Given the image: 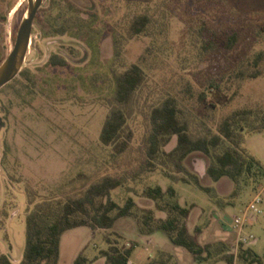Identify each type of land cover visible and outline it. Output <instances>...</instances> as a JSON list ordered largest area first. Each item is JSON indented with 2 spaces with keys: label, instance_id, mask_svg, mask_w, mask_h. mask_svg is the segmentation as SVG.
<instances>
[{
  "label": "rangeland",
  "instance_id": "1",
  "mask_svg": "<svg viewBox=\"0 0 264 264\" xmlns=\"http://www.w3.org/2000/svg\"><path fill=\"white\" fill-rule=\"evenodd\" d=\"M28 7L29 0H0V66L14 47ZM140 13L151 17L148 31L130 37V22ZM232 33L238 35L233 48L206 46ZM32 36L20 73L0 89V254L20 264L26 216L34 206L31 197L36 203L73 194L105 175L127 179L126 186L112 190L113 199L123 204L132 195L140 207L154 208L158 216L167 213L143 191L149 185H173L179 202L191 207L193 234L200 227L214 238L235 236L224 241L234 240L229 248L237 253L234 216L264 178L242 181L234 195L236 182L228 176L214 181L207 173L209 158L200 151L189 157V173L164 166L159 158L149 169L150 111L157 101L177 97L195 134L217 131L234 111H264V60L255 63L264 51V0H43ZM54 55L66 63H55ZM133 63L143 66L146 80L124 105L133 136L129 148L118 153L101 142L100 134L115 102L118 79ZM176 144L175 136L164 148L169 151ZM243 146L264 163V131H245ZM194 175L213 187V196ZM261 208L245 232L256 236L250 247L264 257V202ZM154 236L165 251L183 252L178 258L183 264L194 261L193 253L174 244L165 230H156ZM108 237L119 239L120 247L136 245L131 264H180L173 254L154 250L145 241L134 216L118 219L110 229L66 230L59 264H74L82 251L92 264H104L105 257L95 256L109 246Z\"/></svg>",
  "mask_w": 264,
  "mask_h": 264
},
{
  "label": "trees",
  "instance_id": "2",
  "mask_svg": "<svg viewBox=\"0 0 264 264\" xmlns=\"http://www.w3.org/2000/svg\"><path fill=\"white\" fill-rule=\"evenodd\" d=\"M150 23L151 17L148 13L135 15L130 22L129 36L146 33ZM237 41L238 35L232 33L225 39L210 40L205 44L231 49ZM263 60L264 51H261L256 56L255 63L259 65ZM53 61L66 63L59 55H54ZM257 74L253 72L251 76ZM145 80L146 72L140 63H133L125 70L123 77L118 79L115 102L111 103L100 134L101 142L111 145L118 153H123L129 148L133 136L128 127L124 105L140 90ZM212 86L216 84L213 83ZM150 119L152 129L150 159L147 161L149 169L153 170L152 168L157 166L154 159L159 158L164 166L172 164L176 170L189 173L186 160L192 153L200 151L209 158L207 173L214 181L228 176L236 182L234 195L239 193L242 181L249 183V180L259 181L264 178V163L247 152L243 146L245 131H264V111L237 110L220 122L217 131L208 130L195 134L184 117L177 97L169 96L152 105ZM175 136L176 146L167 151L164 147ZM194 177L195 182L213 196V187L204 185L197 175ZM182 180L188 181L186 177ZM126 184L125 177L105 175L73 194L49 197L36 203L31 197L29 203H34V206L26 216V247L20 264H59L61 239L66 230L78 226H89L92 230L110 229L118 219L125 216L138 219L141 234H152L158 229L165 230L170 240L192 252L196 261L222 255L226 264H238L239 261L241 264L262 263L261 256L250 246L239 245L236 253L222 241L201 244L189 229L191 207L179 202L177 190L173 185L166 189L160 184L149 185L143 191V195L154 201L158 210L167 213L165 217H158L154 208L140 207L132 195L128 196L123 204L112 198V190ZM196 230L199 232L200 227ZM107 239L109 246L101 249L100 255L95 258L105 257V264H131L136 245L120 247L119 239ZM92 262L82 251L74 264ZM0 264L15 263L7 254L2 253Z\"/></svg>",
  "mask_w": 264,
  "mask_h": 264
},
{
  "label": "water",
  "instance_id": "3",
  "mask_svg": "<svg viewBox=\"0 0 264 264\" xmlns=\"http://www.w3.org/2000/svg\"><path fill=\"white\" fill-rule=\"evenodd\" d=\"M42 3L43 0H29L28 12L20 24L14 47L0 66V89L13 81L24 65L29 47L34 43L32 30Z\"/></svg>",
  "mask_w": 264,
  "mask_h": 264
},
{
  "label": "built area",
  "instance_id": "4",
  "mask_svg": "<svg viewBox=\"0 0 264 264\" xmlns=\"http://www.w3.org/2000/svg\"><path fill=\"white\" fill-rule=\"evenodd\" d=\"M264 202V184L259 187L247 206L235 214L233 226L237 230V247L239 245L250 246L256 243V236L253 233L245 232V227L251 219H256L262 213L261 205Z\"/></svg>",
  "mask_w": 264,
  "mask_h": 264
},
{
  "label": "crops",
  "instance_id": "5",
  "mask_svg": "<svg viewBox=\"0 0 264 264\" xmlns=\"http://www.w3.org/2000/svg\"><path fill=\"white\" fill-rule=\"evenodd\" d=\"M189 157L186 160L187 166L189 165V162H190V161H188ZM191 165L192 166L196 165L195 161H192L191 162ZM221 179H223V178H221ZM216 182H218V181H216ZM190 215H191V213H190ZM219 215H221V213ZM158 217H165V216H158ZM189 218H190V216H189ZM188 225H189L190 232L193 234V232L191 230V227H190L189 221H188ZM154 233H152V234H141V235H142V237L145 239V241L147 243H149V244H151V245L154 246V250L157 249V250L162 251V252H167V251H165L164 249H162L159 246L157 240L155 239ZM204 235H208V236L210 235V233H209V231L207 229H205L204 231H201V229H200L199 234L196 235V237L198 238L199 242L201 244H203V245L204 244H207V243H213L215 240H219V239H221V241L223 243H225L227 246H230V244H232V243H233V246L235 244L234 240L231 241L232 243H229V242L224 241V240H227L228 238H230L232 240L235 236L229 237V236L223 235L221 237H218V238L215 237L214 238L213 235H212V236H209V237H211V239H209L207 241H203L204 240V238H203ZM252 248H253V246H252ZM253 249L261 256V259H262V263H255V264H264V257L255 248H253ZM167 253L173 254L176 259H178L181 254H184L183 252H180L181 253V254L179 253L180 255H176L175 253H171V252H167ZM178 260H179V263L180 264H183L180 259H178ZM104 264H105V262H104ZM191 264H226V260L222 258V255H214L212 257L204 258L201 261H196L195 258H194V261Z\"/></svg>",
  "mask_w": 264,
  "mask_h": 264
}]
</instances>
